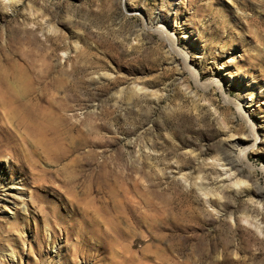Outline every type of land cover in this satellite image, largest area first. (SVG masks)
Returning <instances> with one entry per match:
<instances>
[{"label": "rangeland", "instance_id": "1", "mask_svg": "<svg viewBox=\"0 0 264 264\" xmlns=\"http://www.w3.org/2000/svg\"><path fill=\"white\" fill-rule=\"evenodd\" d=\"M227 131L264 185V0H0V264H264Z\"/></svg>", "mask_w": 264, "mask_h": 264}, {"label": "bare ground", "instance_id": "2", "mask_svg": "<svg viewBox=\"0 0 264 264\" xmlns=\"http://www.w3.org/2000/svg\"><path fill=\"white\" fill-rule=\"evenodd\" d=\"M18 1L19 0H7V2H9V5L17 3ZM162 28L163 27H161L160 29L159 27L158 30L160 32H164L165 35L167 32L165 30L163 31ZM162 32L161 34L163 35ZM222 83L218 82V87L220 89L225 88L226 86L225 82ZM240 115L242 116V118H244L242 113ZM247 128L248 132L245 136H247V139L252 138L255 132L250 124L247 125ZM226 135L228 139H230L226 140L224 143H221L216 148L217 153L211 157L210 163L205 162L206 165L218 169L217 173L219 175L217 178L218 180L216 181L217 186L215 188H213V186L212 188H207L208 185L206 187L200 184L199 186H197V189L200 193L199 195H201L204 204H206V206L212 212H215V214L217 215L216 218H224V220L229 221V224L234 225L235 227L236 225L238 226V223H241L251 228L254 233L259 236H262L264 239V185H259L253 180H251L252 167L246 161V156L250 152L251 147L241 148L239 155L235 156L234 148H236L237 146H241V144L244 143V139L236 137L234 138V136L229 131L226 132ZM195 156L199 158L200 154L198 153ZM183 180L185 183L186 178H183L182 181ZM249 181L251 183H249ZM194 183L196 182L194 181ZM225 193H233V196L235 197L241 195L247 196L248 207L245 210L243 209L240 214H235V212L230 210V208L226 204L220 203V201L225 200L227 198ZM232 202H235L234 199H232ZM22 205L24 206V203ZM4 206H7V204L4 203ZM23 210H25V207H23ZM251 212H256L257 215L252 216V214H250ZM233 254L235 256H239L238 251L236 249H234ZM8 256L10 260H13L15 252L10 249ZM216 258H219V255L216 256Z\"/></svg>", "mask_w": 264, "mask_h": 264}]
</instances>
